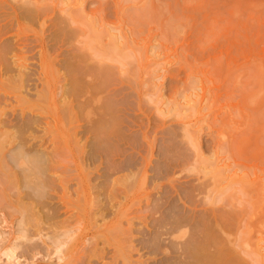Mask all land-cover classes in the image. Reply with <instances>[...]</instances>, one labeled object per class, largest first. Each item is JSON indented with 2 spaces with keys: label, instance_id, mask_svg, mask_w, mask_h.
Masks as SVG:
<instances>
[{
  "label": "rangeland",
  "instance_id": "1",
  "mask_svg": "<svg viewBox=\"0 0 264 264\" xmlns=\"http://www.w3.org/2000/svg\"><path fill=\"white\" fill-rule=\"evenodd\" d=\"M66 2L0 0L3 154L23 144L45 162L37 198L0 158V252L11 247L19 264H188L183 243L211 228L209 250L229 264L261 260L264 0H71L80 17ZM85 21L105 31L103 45L124 37L122 55L96 58ZM192 79L196 109L168 114ZM214 154L248 181H232L228 198L198 170Z\"/></svg>",
  "mask_w": 264,
  "mask_h": 264
},
{
  "label": "bare ground",
  "instance_id": "2",
  "mask_svg": "<svg viewBox=\"0 0 264 264\" xmlns=\"http://www.w3.org/2000/svg\"><path fill=\"white\" fill-rule=\"evenodd\" d=\"M67 1V0H66ZM70 2H71V0H69V4L66 2L65 4H67V6L65 7L64 6V8H66V9H64V11H66L67 10V15L68 16H71V12H70V10L72 11V8L70 7L71 5H73V7L75 8V10H78L77 11V13H78V17H80L79 16V14H80V12H79V10H82V8H80V6H79V8L77 9L76 8V6L77 5H75V2H74V4L73 3H71L70 4ZM79 3V2H78ZM80 5V4H79ZM62 6H63V4H62ZM71 9H70V8ZM69 11V12H68ZM24 13V12H23ZM32 12L31 11H29V10H27L26 11V13H24V14H26L27 16H28V18L30 17V16H32V14H31ZM68 13H70V14H68ZM76 13V14H77ZM25 15V16H26ZM73 17V16H72ZM74 18H77V17H74ZM71 21H76L75 19H71ZM78 21V20H77ZM87 23H89V24H87ZM85 24H86V26L88 27H86V29H88V32H86L87 34H85L86 35V38L88 37V40H86V42H84V43H87V44H89V45H87L88 47L87 48H92V49H90V51H92L93 52V54H94V56L97 58V56L98 57H100L99 59L101 60V58L102 57H105L107 54L108 55H114V57H112V59H114V58H117V56L118 55H120L119 53H121V55H122V53L124 52L123 51V49H125V45L124 44H122V41L121 40H119V39H123L124 37H121V36H115V35H110V34H108V38L106 39V41H107V46L106 45H103L104 43H103V36H104V33H105V31H101V29L99 30L98 28H97V26H94L95 24L94 23H91V22H86L85 21ZM84 24V25H85ZM96 27V28H95ZM87 31V30H86ZM89 32H90V34H89ZM83 33V32H82ZM89 35V36H88ZM110 40V42H108L109 40ZM121 41V42H120ZM112 43V44H111ZM120 43H121V45H120ZM110 45V46H109ZM90 46V47H89ZM106 48H110V50H108V49H106ZM108 50L107 51V53H106V50ZM96 50V51H95ZM112 50V51H111ZM121 50V51H120ZM116 51H118L117 53H116ZM123 51V52H122ZM111 52V53H110ZM112 52H114V53H112ZM107 55V57L108 58H110L109 56ZM97 61H99L98 59H97ZM67 69V68H66ZM71 71V70H70ZM74 73V72H73ZM77 73V72H76ZM79 75V74H78ZM77 75V76H78ZM73 76V75H72ZM72 79V78H71ZM75 79V78H74ZM73 79V80H74ZM82 79V78H81ZM21 80V79H20ZM73 80H71V81H73ZM77 81V80H76ZM82 82H83V80H82ZM72 83V82H71ZM76 83V82H75ZM74 83V84H75ZM78 83V82H77ZM76 83V84H77ZM71 85V84H70ZM82 85V84H81ZM80 85V86H81ZM154 86V85H153ZM71 87H73V84H72V86ZM75 87V86H74ZM76 88H78V86H76ZM71 89V88H70ZM83 88H81V90H82ZM75 90V89H74ZM67 91V90H66ZM69 91V90H68ZM76 91V90H75ZM78 91H79V89H78ZM200 92H201V90H200V88L199 87H197V84H196V82H195V80L194 79H192L191 80V86H190V88H189V90L186 92V93H184V94H182V96H181V98H182V103L180 102V103H175L172 107H169V111H168V109H167V113L169 114H172V113H178V114H175V115H179V116H182V114H179V113H181V111H183L184 109L186 110V111H189V112H191V111H194L195 109H196V106L198 105V103H197V100H198V98L200 97ZM72 93V92H71ZM80 93V92H79ZM76 95V94H75ZM73 97V96H72ZM64 99V98H63ZM68 99V98H67ZM69 104V103H68ZM106 105V104H105ZM71 106V105H70ZM69 108V107H68ZM62 109V108H61ZM74 110V109H73ZM185 111V112H186ZM162 113H163V111H162ZM70 115L68 112H66V115ZM107 114V113H106ZM184 114V113H183ZM68 115H67V117H68ZM77 115V114H76ZM103 115V114H102ZM174 115V114H173ZM174 115V116H175ZM106 116V115H105ZM99 117V116H98ZM192 117V115H190V118ZM74 118V117H73ZM185 118H187V116H185ZM100 119V118H99ZM68 121V120H67ZM104 123V122H103ZM101 125V124H100ZM96 127V126H95ZM105 127V126H104ZM18 128V127H17ZM108 128V127H107ZM107 128H104V129H106L107 130ZM96 129V128H95ZM100 129V128H99ZM103 129V130H104ZM98 131V130H97ZM23 132V131H22ZM21 132V133H22ZM20 133V134H21ZM6 133H0V158H1V161H4V159L6 160V162L7 163H10L11 164V166H12V168L14 167V169H18V172H16L15 171V173H18L19 174V176H20V180H21V184H20V189H23V188H28V189H30V191L37 197L38 195L40 196V194L41 193H43V192H41L42 191V189H44V183H45V178H44V180H43V178H42V176L44 177V165L43 164H45V162H44V157L43 156H39V155H36L34 152L33 153H29L28 151L26 152V150H24L23 148L24 147H22V145L21 144H17L18 146L15 148V146H14V148H15V150H11L12 151V153L13 154H11V152H10V150L8 151L10 154H3V152L5 151V150H3V148H5V144H6V141L4 142V138H5V135ZM94 134V133H93ZM99 134H101V133H99ZM195 134H198V132H196ZM123 135V134H122ZM15 136H17V135H15ZM19 136V135H18ZM104 136V135H103ZM196 136V135H195ZM20 137H21V135H20ZM196 138V137H195ZM194 137H193V139L194 140H196V139H198V138H196L195 139ZM14 139H16L15 137H14ZM13 139V140H14ZM20 140V139H19ZM191 140H192V138H191ZM194 140H192V141H194ZM103 141V140H102ZM197 141V140H196ZM10 142V141H9ZM8 142V143H9ZM22 143V142H21ZM96 143V142H95ZM12 144V143H11ZM196 144H198V143H196ZM117 148V147H116ZM198 148V147H197ZM13 149V148H12ZM3 150V151H2ZM1 153H2V155H1ZM101 153V152H100ZM93 155H95V154H93ZM217 155V154H216ZM215 154L211 157L212 159H211V161H210V158L208 159L209 161H208V163H206V161H204V162H200L199 161V164L198 165H202L203 163H204V165H205V163L207 164V165H205V166H203L202 165V167L200 166V167H198V170L202 173V175L204 176V177H206V178H208L209 180H211V184H212V188H214V190H212V192L215 194V193H218V195L219 196H223L224 195V197H226L225 195H226V193L228 192V191H230V189H231V187L230 186H232V184L233 183H239V184H245V183H247L248 181L245 179V177H246V175L245 174H239V175H241V176H239L238 174H236L237 173V171H236V173L234 172H230L232 175L229 177V175L228 174H225L226 173V171H228L229 170V165H228V168H227V166L225 167V163L223 164V166H220V162H218L220 159H217V156H216ZM214 156H216L215 158H214ZM106 157V156H105ZM199 157H201V156H199ZM202 159V158H201ZM201 159H198V160H201ZM207 159V158H206ZM214 159V160H213ZM216 159V160H215ZM0 161V162H1ZM203 161V160H202ZM221 162H222V160H221ZM2 163V162H1ZM119 163V162H118ZM2 165V164H1ZM0 165V166H1ZM16 167V168H15ZM114 167V166H113ZM228 170H227V169ZM231 168V167H230ZM194 169H196V167L194 168ZM232 169V168H231ZM234 170V169H233ZM239 171V170H238ZM4 172H6V171H4ZM109 172V171H108ZM199 172V173H200ZM228 172V173H229ZM7 174H6V176H10V173L9 172H6ZM238 173H240V171L238 172ZM132 174V173H131ZM114 175V174H113ZM224 175H225V179L227 180L228 179V177H229V181L228 182H224V179H223V177H224ZM228 177H227V176ZM18 176V175H17ZM128 176V175H127ZM126 176V177H127ZM11 177V176H10ZM9 177V178H10ZM15 177V176H14ZM12 179H14L13 177H11ZM47 178V177H46ZM136 178V177H135ZM143 178V177H142ZM118 179H120V178H118ZM9 180V179H8ZM15 180V179H14ZM123 180V179H122ZM129 180V179H128ZM128 180H126L125 181V183H126V186L127 185H130V182L128 181ZM225 180V181H226ZM234 180H236V181H234ZM44 181V182H43ZM116 181V180H115ZM124 181V180H123ZM123 181H121V184L123 185V184H125ZM131 181V180H130ZM139 181V180H138ZM232 181H233V183H232ZM13 182V181H12ZM123 182V183H122ZM128 183V184H127ZM222 183H227L226 185H228V186H226V187H224L225 185H223ZM232 183V184H231ZM132 184V183H131ZM21 185L23 186V188H21ZM117 185V184H116ZM220 185H222V187L223 188H219V186ZM123 187H124V185H123ZM125 188H127V187H125ZM219 188V189H218ZM232 188H233V186H232ZM27 190V189H26ZM126 190V189H125ZM215 190H217V191H215ZM226 190H228L227 192H225ZM23 191H24V189H23ZM29 194H30V192H28ZM128 193V192H127ZM131 194V193H130ZM43 195V194H42ZM42 195H41V197H42ZM129 195V194H128ZM30 196L32 197V195L30 194ZM127 197V196H126ZM224 197L222 198V199H224ZM33 199H35V197H32ZM38 198V197H37ZM226 198H228V197H226ZM230 198V197H229ZM28 199H30V198H28ZM221 198H219V200H220ZM155 203V202H154ZM19 206V205H18ZM24 206V205H23ZM154 206V205H153ZM157 206V205H156ZM25 208H26V206H24ZM19 208V207H18ZM21 208H22V210H24L23 209V207H22V204H21ZM155 208V207H154ZM20 209V208H19ZM28 209V208H27ZM30 209H31V207L29 206V211H30ZM22 210L20 211V213L22 214H25L24 213V211H26V210H24L23 212H22ZM32 210V209H31ZM161 210V209H160ZM155 211V210H154ZM175 211V210H174ZM27 212V211H26ZM167 212V211H166ZM165 212V218H164V216H163V218H164V220L166 219V213ZM19 213V212H18ZM158 213H159V211H158ZM169 213V212H168ZM176 213V212H175ZM27 214V213H26ZM162 214V213H161ZM29 215H33L32 213H31V211H30V213H29ZM163 215V214H162ZM177 215V214H176ZM22 216V215H21ZM24 217H26L25 215H23ZM32 216H30V218H31ZM153 217V216H152ZM170 217V216H169ZM23 217H21V219H20V221H19V223L22 225V226H25V222H24V219H22ZM33 218V217H32ZM173 218V217H172ZM183 219H184V217H182ZM181 218V219H182ZM186 218V217H185ZM188 218V217H187ZM186 218V219H187ZM27 219V218H26ZM157 219V218H156ZM178 219L180 220V218L178 217ZM178 219H173L171 222H170V224L173 226V224H174V227L177 229V227L178 228H180L179 226L181 225V222H183V221H179ZM182 219V220H183ZM163 220V219H162ZM155 221V220H154ZM157 221V220H156ZM170 221V220H169ZM186 221V220H185ZM196 221H198V220H196ZM195 221V222H196ZM29 222H30V220H29ZM32 222V221H31ZM30 222V223H31ZM189 222V221H188ZM191 222V221H190ZM198 222H200V221H198ZM157 223V222H156ZM185 223V222H184ZM32 224H34L35 225V222L33 221V223ZM163 224H166V222L165 223H163ZM168 225H170L169 223H167ZM204 224V223H203ZM153 225V224H152ZM158 225V224H157ZM161 225V224H160ZM190 225V224H189ZM193 225H194V223H193ZM197 225H201V224H197ZM163 226V225H162ZM181 226H184V225H181ZM155 227V226H154ZM159 227V226H158ZM197 227V226H196ZM202 227V226H201ZM205 227V226H204ZM204 227H202V228H204ZM164 228V227H163ZM190 228V227H189ZM201 228V229H202ZM167 229V228H166ZM205 230V231H204ZM204 230H202V232L200 233V235L202 234H204V233H206L205 234V237L202 239V237H201V240H196V239H200V236H193L194 238L196 237V239H193V237H192V235H191V238L188 240L187 238V240L188 241H185L186 243H183L182 245H183V248H181L182 250H184L185 252V255L184 256H186V258H187V261H185V263L186 262H189L188 264H229L228 263V258H230V257H227L226 255H224L220 250H216V251H214V252H211L209 249L210 248H213L214 249V247H216V248H218L217 246H219V242H218V237L216 236V234L214 235L213 233L214 232H212L211 231V228L209 229H206V228H204ZM162 231V230H161ZM160 231V232H161ZM170 231H172V228H171V230ZM169 231V232H170ZM203 231H204V233H203ZM221 231H223V230H221ZM221 231H218V232H221ZM155 232V231H154ZM158 232V231H157ZM224 233L223 234H225V231H223ZM20 233H21V237L19 238L20 240H21V242L23 241H30V237H29V235L27 234V230L26 229H21L20 230ZM187 233H188V231H187ZM187 233H186V235H187ZM191 233V232H190ZM244 233H246V234H244ZM244 233L242 234L243 236H245V237H241V238H239V239H241L239 242H241V246L242 247H247V245H246V243H247V237H246V235H247V233L249 234V232L247 231L246 232V229H245V231H244ZM157 234V233H156ZM161 234V233H160ZM165 234V233H164ZM196 234H198V230H197V232H196ZM167 235V234H166ZM170 235V234H169ZM190 236V235H189ZM225 236V235H224ZM248 236V235H247ZM158 237H160L159 235H158ZM157 237V238H158ZM246 240H245V239ZM153 239H155V238H153ZM171 240V239H170ZM259 240V239H258ZM257 240V241H258ZM261 240V239H260ZM2 241V240H1ZM160 241V240H159ZM263 241H264V239L262 240V241H260L261 243H263ZM150 242V241H149ZM153 242L154 243H156V240H153ZM161 242V241H160ZM174 242V241H173ZM259 242V241H258ZM258 242L256 243V245H255V250L257 251V249H259L257 252L254 250L253 252V254H258V255H260L259 253L261 252V247L259 248V244H258ZM259 242V243H260ZM1 243V242H0ZM153 243V244H154ZM169 243H170V241H169ZM260 243V244H261ZM2 244V243H1ZM147 244V243H146ZM152 244V245H153ZM175 244V243H174ZM149 245V244H148ZM155 245V244H154ZM160 245V244H159ZM176 245V244H175ZM239 245H240V243H239ZM20 247V245H16L15 244V246H14V248H17V247ZM23 246V245H22ZM150 246V245H149ZM161 246V245H160ZM169 246H170V244H169ZM248 246L251 248L252 246L248 243ZM151 248H152V246H150ZM157 247V246H156ZM245 247V248H246ZM258 247V248H257ZM8 248V247H7ZM9 248H11V247H9ZM6 249V250H2L1 252H0V254H2V255H4L3 257H5V260L3 261V262H1V264H17L18 262L16 261L17 260V258H15V256H14V253H13V250H12V248H11V250L10 249ZM160 248V247H159ZM177 248V247H176ZM257 248V249H256ZM161 249V248H160ZM180 249V248H179ZM262 249H264L263 247H262ZM1 250V249H0ZM159 250V249H158ZM215 250V249H214ZM247 250H250L249 248L247 249ZM250 253H252V252H250ZM254 255V257H257V255L255 256ZM261 255H262V257H261ZM261 255H260V258H261V260H256L255 261V264L256 263H258V264H261V261H262V264H263V262H264V260H262V258H263V256H264V254L263 253H261ZM1 256V255H0ZM227 257V258H226ZM174 258V257H173ZM60 259V258H59ZM171 259V258H170ZM176 259V258H175ZM174 259V260H175ZM264 259V258H263ZM177 260V259H176ZM184 260H186V259H184ZM230 260H231V258H230ZM168 261V260H167ZM257 261H259V262H257ZM184 262V261H183ZM172 264H173V262H171ZM19 264V263H18ZM174 264H175V262H174ZM187 264V263H186Z\"/></svg>",
  "mask_w": 264,
  "mask_h": 264
}]
</instances>
